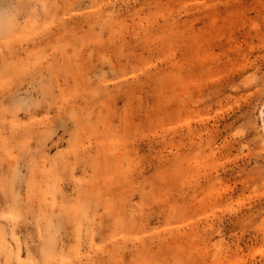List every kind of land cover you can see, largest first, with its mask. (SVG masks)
<instances>
[{"label": "rangeland", "instance_id": "374dc122", "mask_svg": "<svg viewBox=\"0 0 264 264\" xmlns=\"http://www.w3.org/2000/svg\"><path fill=\"white\" fill-rule=\"evenodd\" d=\"M263 102L264 0H0V264H264Z\"/></svg>", "mask_w": 264, "mask_h": 264}, {"label": "bare ground", "instance_id": "6f19581e", "mask_svg": "<svg viewBox=\"0 0 264 264\" xmlns=\"http://www.w3.org/2000/svg\"><path fill=\"white\" fill-rule=\"evenodd\" d=\"M260 114H261V119H262V127H263V134H262V138H263V145H264V102H263V104H262V106H261V108H260ZM194 152H196V151H194ZM209 174V173H208ZM223 199V198H222ZM214 221V220H213ZM2 226V225H1ZM1 228V227H0ZM5 231V230H4ZM2 238H1V240L3 239L4 240V238H3V236H1ZM192 238V237H191ZM196 238V237H195ZM198 240V239H197ZM3 242H5V241H3ZM2 243V242H1ZM7 243V242H6ZM6 243L4 244V243H2V245H6ZM216 256V255H215Z\"/></svg>", "mask_w": 264, "mask_h": 264}]
</instances>
